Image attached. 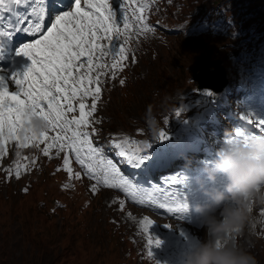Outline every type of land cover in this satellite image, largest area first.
Masks as SVG:
<instances>
[{
	"label": "snow or ice",
	"instance_id": "1",
	"mask_svg": "<svg viewBox=\"0 0 264 264\" xmlns=\"http://www.w3.org/2000/svg\"><path fill=\"white\" fill-rule=\"evenodd\" d=\"M131 2L135 3V0ZM13 6H27L26 13L21 15ZM129 10V0H120L118 8L110 0H72L67 10L57 7L46 26L49 9L45 6V0H0V52L16 33L23 32L34 37L15 50L17 56L30 59V66L22 74H0V156L7 154L3 145L11 140L17 142L18 149L26 148L29 144L37 147L45 144L43 151L46 156L50 149L58 148L59 152L65 153L64 170L70 175L80 177L79 172L73 173V161L70 159L73 157L86 175L105 186L122 189L140 203L147 198L168 212H180L186 205L182 203L178 191L138 189L121 174L112 160L105 159L86 130L101 92L99 77L94 79L90 74L94 69L108 67L103 63L106 57L112 60L113 70L127 59L121 36L130 30ZM143 11V6H140L132 10V15L142 22ZM5 12L10 14L7 20L3 15ZM85 65L86 70L81 73ZM8 81L13 82L18 90L10 91ZM94 82L97 86L90 87ZM89 96L92 98L90 107L84 102ZM77 100L78 104L74 103ZM77 111L78 116L69 117L70 113ZM179 115L180 111H177L176 116ZM242 118L249 124L253 123L249 117ZM36 120L45 124L40 131L33 126ZM256 127L264 129V120H258ZM49 132L55 135L49 136ZM236 136L245 142L248 139L240 132ZM158 138L166 139L162 130ZM127 143L115 144V148L120 149L118 154L126 157L130 163L135 161L136 167L144 166L149 157L139 152L130 155L125 150ZM19 174L20 166L17 165V178ZM180 183L182 181L173 177L169 187ZM161 199L163 202H159ZM152 223L148 217L142 219L141 227L145 233H148ZM153 243L158 247L160 242H154L148 236L149 246ZM148 255L151 257V251Z\"/></svg>",
	"mask_w": 264,
	"mask_h": 264
},
{
	"label": "rangeland",
	"instance_id": "2",
	"mask_svg": "<svg viewBox=\"0 0 264 264\" xmlns=\"http://www.w3.org/2000/svg\"><path fill=\"white\" fill-rule=\"evenodd\" d=\"M190 1L187 0L188 5ZM211 1L214 0H199L198 3ZM195 4L193 2L192 6ZM261 5L262 10L246 9L240 13L241 39L252 37L251 34L245 36L248 27L256 32L257 25L264 24V0ZM253 12L255 17L243 22V14ZM225 42V39L209 37L183 39L173 36L166 45L146 43L140 49L139 64L127 71L123 86L110 90L106 97L101 109L103 126L113 131L130 130L139 122L144 124L150 115L155 117L157 112L161 114L171 108L177 93L192 85L189 76L192 77V69L196 73L195 62L205 72H220L218 51H226ZM204 70L196 75L206 77ZM217 74L212 84L220 77ZM152 121L144 125L151 127ZM56 177L49 172H38L22 183L0 184V264H135L127 253L125 242L118 262L116 252L124 235L140 246L135 235L137 221L130 214L139 209L130 206L120 210L116 201L112 203L114 198L106 203L102 192L89 199L82 187L69 195L59 187L60 176ZM21 184L27 185L29 191L21 193ZM55 197L73 201L76 210L49 208L55 207ZM85 199L90 200L86 201L88 205L83 204ZM83 228L95 232L98 239L87 236ZM111 231H115L112 237H106L104 232ZM243 240L250 248L242 250L252 255L256 264H264V247L259 242L254 246V241L248 237Z\"/></svg>",
	"mask_w": 264,
	"mask_h": 264
},
{
	"label": "clouds",
	"instance_id": "3",
	"mask_svg": "<svg viewBox=\"0 0 264 264\" xmlns=\"http://www.w3.org/2000/svg\"><path fill=\"white\" fill-rule=\"evenodd\" d=\"M33 126L40 131L45 124L36 120ZM157 131L154 123V136ZM217 156L213 166L206 170L208 177L214 181L217 174H223L227 184L223 191L218 188L207 190L205 194L211 202L196 206L195 211L203 216L210 238L186 253L183 264H256L252 255L227 237L229 233L241 230L248 219L251 202L264 204V135L250 136L246 142L242 139L229 140L218 150Z\"/></svg>",
	"mask_w": 264,
	"mask_h": 264
},
{
	"label": "bare ground",
	"instance_id": "4",
	"mask_svg": "<svg viewBox=\"0 0 264 264\" xmlns=\"http://www.w3.org/2000/svg\"><path fill=\"white\" fill-rule=\"evenodd\" d=\"M254 17H255L254 15H252V16H243V22H248V21H250L251 19H253ZM247 34H248V33H247ZM195 65H196V66H194V68L196 69V73L194 72L193 69H192V72H193V75H194V77H195V83H197L199 86H202V85L204 86V83H205L206 81H209V82L212 84V82L215 81V78L218 77L217 72H214L212 75L209 74L207 78H206V77L203 78V77H199V76H197V75H196L197 72L202 71L203 69H202L200 66H198L196 63H195ZM185 116H188V113H186ZM108 192H110V191H107V190H104V191H103V193H105V194H108Z\"/></svg>",
	"mask_w": 264,
	"mask_h": 264
},
{
	"label": "trees",
	"instance_id": "5",
	"mask_svg": "<svg viewBox=\"0 0 264 264\" xmlns=\"http://www.w3.org/2000/svg\"><path fill=\"white\" fill-rule=\"evenodd\" d=\"M65 207H66L68 210H76L73 201L66 202V206H65ZM83 229H84V231H85V233H86L87 236H90V237L93 238V239H98V236H96V233H92V232H91L90 230H88L87 228H83ZM114 232H115V231H111V233H109V232H104V234H105L106 237L111 238L112 235L114 234ZM49 242H50V240H49ZM51 242L54 243L53 241H51ZM116 242L118 243V241H116ZM55 244H57V242H55ZM117 257H118V250H117V252H116V259H117Z\"/></svg>",
	"mask_w": 264,
	"mask_h": 264
}]
</instances>
